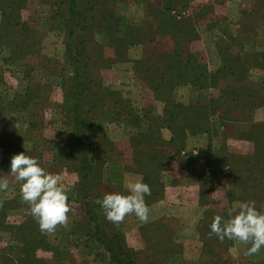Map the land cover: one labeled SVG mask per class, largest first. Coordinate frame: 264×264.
Instances as JSON below:
<instances>
[{
  "label": "rangeland",
  "instance_id": "obj_1",
  "mask_svg": "<svg viewBox=\"0 0 264 264\" xmlns=\"http://www.w3.org/2000/svg\"><path fill=\"white\" fill-rule=\"evenodd\" d=\"M21 152L66 190L53 233L21 202ZM0 178V264H264L210 235L264 211V0H0ZM139 179L147 220L109 222L95 200Z\"/></svg>",
  "mask_w": 264,
  "mask_h": 264
},
{
  "label": "clouds",
  "instance_id": "obj_2",
  "mask_svg": "<svg viewBox=\"0 0 264 264\" xmlns=\"http://www.w3.org/2000/svg\"><path fill=\"white\" fill-rule=\"evenodd\" d=\"M10 173L20 183L21 202L28 205V214L36 220L42 234L53 233L57 225H67L70 208L58 175L48 173L35 157L24 152L12 156ZM124 187L126 193H106L95 203L113 224L122 222L130 214L146 221L149 208L145 196L151 195L149 185L139 179L127 181ZM8 188V179L0 178V191ZM227 217L216 215L213 218L210 235L214 234L221 242L228 239L250 245L247 255L258 253L264 247V211L257 210L253 204L241 202L227 210Z\"/></svg>",
  "mask_w": 264,
  "mask_h": 264
},
{
  "label": "trees",
  "instance_id": "obj_3",
  "mask_svg": "<svg viewBox=\"0 0 264 264\" xmlns=\"http://www.w3.org/2000/svg\"><path fill=\"white\" fill-rule=\"evenodd\" d=\"M74 2H72L70 8H69V14L68 17L70 18L71 25H69V31H72L73 29H76L75 25L76 24V18H77V13H78V9H77V5H73ZM87 18V16H85ZM90 18V17H89ZM89 18L87 20H89ZM86 20V19H85ZM115 244V242H113V245ZM117 249H114V251H116Z\"/></svg>",
  "mask_w": 264,
  "mask_h": 264
}]
</instances>
